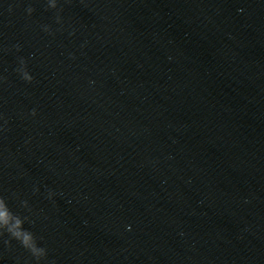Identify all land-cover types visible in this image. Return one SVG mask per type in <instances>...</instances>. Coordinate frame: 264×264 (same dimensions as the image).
I'll use <instances>...</instances> for the list:
<instances>
[{
	"label": "water",
	"instance_id": "water-1",
	"mask_svg": "<svg viewBox=\"0 0 264 264\" xmlns=\"http://www.w3.org/2000/svg\"><path fill=\"white\" fill-rule=\"evenodd\" d=\"M0 196L39 264H264V0H0Z\"/></svg>",
	"mask_w": 264,
	"mask_h": 264
},
{
	"label": "clouds",
	"instance_id": "clouds-1",
	"mask_svg": "<svg viewBox=\"0 0 264 264\" xmlns=\"http://www.w3.org/2000/svg\"><path fill=\"white\" fill-rule=\"evenodd\" d=\"M48 7L50 9H57V0H46ZM34 9L29 7L27 12L29 15L33 13ZM56 22L61 23V18L59 14L56 16ZM46 32L49 31L47 27L44 29ZM17 50H19V46H17ZM20 68L17 69L19 72L21 79L27 83L33 82V77L27 71V62L21 58ZM32 116L36 115L35 109L31 112ZM51 193H49V198H51ZM27 202H22V207H27ZM28 221L27 217H21L18 214L13 213V211L8 207L6 200L0 196V237H3L5 234L11 238V240H15L19 242L22 248L27 250L36 260L37 264L42 259H45L47 256V250L45 248L39 247L37 244V240L35 235L24 228L25 222ZM9 241H6L8 243ZM54 264V262H53Z\"/></svg>",
	"mask_w": 264,
	"mask_h": 264
}]
</instances>
